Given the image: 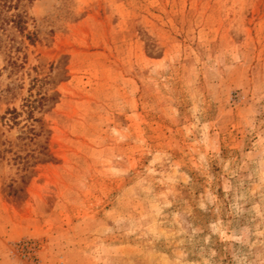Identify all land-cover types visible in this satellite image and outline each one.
<instances>
[{
    "label": "rangeland",
    "instance_id": "rangeland-1",
    "mask_svg": "<svg viewBox=\"0 0 264 264\" xmlns=\"http://www.w3.org/2000/svg\"><path fill=\"white\" fill-rule=\"evenodd\" d=\"M0 264H264V0L0 1Z\"/></svg>",
    "mask_w": 264,
    "mask_h": 264
},
{
    "label": "trees",
    "instance_id": "trees-1",
    "mask_svg": "<svg viewBox=\"0 0 264 264\" xmlns=\"http://www.w3.org/2000/svg\"><path fill=\"white\" fill-rule=\"evenodd\" d=\"M0 1H2V0H0ZM11 112H12L13 114H15V113H16L15 109L11 110Z\"/></svg>",
    "mask_w": 264,
    "mask_h": 264
}]
</instances>
